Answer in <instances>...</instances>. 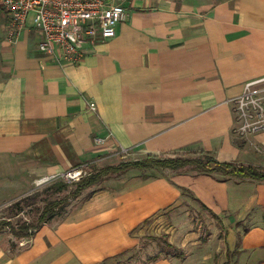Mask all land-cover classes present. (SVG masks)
Returning <instances> with one entry per match:
<instances>
[{"label":"crops","instance_id":"obj_1","mask_svg":"<svg viewBox=\"0 0 264 264\" xmlns=\"http://www.w3.org/2000/svg\"><path fill=\"white\" fill-rule=\"evenodd\" d=\"M110 1L124 5L128 19L114 37L84 44L76 65L41 53L31 20L11 42L0 9V183L78 167L103 152L94 136L264 168V129L250 137L257 145H239L226 103L246 82L264 78V0ZM183 178L179 187L216 215L213 236L224 235L201 243L195 232L178 231L179 255L153 264H264V181ZM180 195L165 179L135 178L74 210L53 249L19 261L93 264L129 250L138 244L135 227ZM103 199L112 210L97 205ZM94 216H108L106 225L85 230ZM113 230L119 237L108 236Z\"/></svg>","mask_w":264,"mask_h":264},{"label":"rangeland","instance_id":"obj_2","mask_svg":"<svg viewBox=\"0 0 264 264\" xmlns=\"http://www.w3.org/2000/svg\"><path fill=\"white\" fill-rule=\"evenodd\" d=\"M258 80L260 78L254 81ZM248 82L243 85L240 93L226 100V103L231 104L234 111V140L239 145L248 142L257 145L250 137L264 129L258 131H244L242 129L244 122V116L240 108L242 101L248 115L251 114L258 118V113L264 114V81H260V83L251 86L250 89H246ZM97 137L101 136H94L93 141L96 145ZM98 146L103 147V152L78 166V169L81 170L79 179L68 180L61 175L46 180L44 178L49 175L24 176L0 183V264H3V258L4 261L9 260V264H21L22 261L19 260L22 257L25 258V262H29V258L34 253L35 258L38 256V252L53 249L55 244L61 241L59 239V228L74 210L81 208V206H90L93 200L107 192L111 193L115 189L126 186L129 181L135 178L140 180H146L147 178L165 179L172 189L177 192L180 191L182 195L162 209L161 212H155L135 227L131 235L138 240L136 246L118 254L110 255L104 260L96 261L93 264H153L159 258L164 257L174 261L175 253L178 251L177 245L182 241V234H179L178 231L195 232L201 243L221 240V235H224V233L216 235L217 237L213 236V230H215L216 223H218L215 217L190 193L179 187L178 181H183L184 176L199 174L192 168L178 171L162 168L130 169L123 173L111 174L101 183L84 190L80 196L75 197L73 195L77 183L81 179L92 173H97L106 166L119 165L122 162L142 159L150 155L156 157H204L209 152L190 149L171 152H148L145 151V147L141 143L132 147L118 141L116 138H109L104 144H98ZM218 174L221 177L228 176L222 172ZM112 203V200L103 199L98 201L97 205L107 207V211H110L112 210ZM48 209L53 210L55 214L47 222L41 223V219ZM107 219L108 216L104 219H101L100 216H94L86 220L83 226L85 230L104 227ZM26 226L30 227L27 232L29 235L18 237L15 233ZM38 226L39 228L35 229ZM109 235L112 238L114 235L119 237L120 233L113 230ZM39 241L40 244H38ZM166 241L172 243L175 249L166 246ZM202 264L210 263L204 261Z\"/></svg>","mask_w":264,"mask_h":264},{"label":"built area","instance_id":"obj_3","mask_svg":"<svg viewBox=\"0 0 264 264\" xmlns=\"http://www.w3.org/2000/svg\"><path fill=\"white\" fill-rule=\"evenodd\" d=\"M0 7L9 19L8 38L15 42L28 27L30 20L34 29L41 34L38 49L41 53L53 57L58 63L76 65L82 57L84 44L95 45L98 41L112 38L120 23L129 16L128 9L110 0H0ZM260 81H250V89ZM256 102V101H253ZM91 110L97 106L87 99ZM257 107V106H256ZM244 131H258L264 128V114L258 118L246 113L245 104H240ZM107 138L97 137V144H104ZM59 175L68 180L79 179L78 167L67 172L51 174L44 179Z\"/></svg>","mask_w":264,"mask_h":264},{"label":"trees","instance_id":"obj_4","mask_svg":"<svg viewBox=\"0 0 264 264\" xmlns=\"http://www.w3.org/2000/svg\"><path fill=\"white\" fill-rule=\"evenodd\" d=\"M148 168H162L170 169L173 171L182 170L185 168H192L197 173H209L215 174L222 172L228 176L225 177H236L238 179L251 178L258 181H264V168L254 167V166H237L231 162H220L214 156L207 153L204 157H193V156H147L146 158L136 159L133 161L122 162L119 165H110L102 168L97 173H92L77 183V187L74 191V196H80L84 190L87 188L99 184L104 181L111 174H119L126 172L130 169H148ZM224 177V178H225ZM204 206V205H203ZM55 212L51 209L46 211L43 215L41 223L47 222L53 217ZM216 216L215 214H213ZM30 227L26 226L21 228L15 234L18 237L28 236ZM35 227V229H38ZM166 246L175 249V246L166 241ZM176 251V250H175ZM176 256L179 255L178 251L175 253Z\"/></svg>","mask_w":264,"mask_h":264}]
</instances>
